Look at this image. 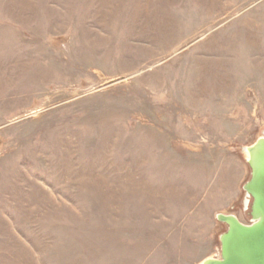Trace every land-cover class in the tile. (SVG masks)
<instances>
[{"label":"rangeland","instance_id":"obj_1","mask_svg":"<svg viewBox=\"0 0 264 264\" xmlns=\"http://www.w3.org/2000/svg\"><path fill=\"white\" fill-rule=\"evenodd\" d=\"M264 0H0V264H199L249 223Z\"/></svg>","mask_w":264,"mask_h":264},{"label":"water","instance_id":"obj_2","mask_svg":"<svg viewBox=\"0 0 264 264\" xmlns=\"http://www.w3.org/2000/svg\"><path fill=\"white\" fill-rule=\"evenodd\" d=\"M242 152L250 170L242 186L249 223H242L234 214H216V221L226 226L218 237L219 256L199 264H264V136Z\"/></svg>","mask_w":264,"mask_h":264}]
</instances>
